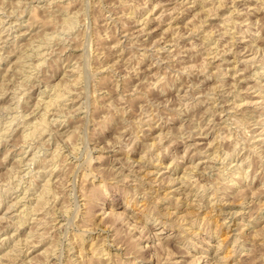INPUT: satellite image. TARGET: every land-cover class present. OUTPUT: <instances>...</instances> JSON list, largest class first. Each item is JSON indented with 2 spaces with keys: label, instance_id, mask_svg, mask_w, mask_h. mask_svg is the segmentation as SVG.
I'll return each mask as SVG.
<instances>
[{
  "label": "rangeland",
  "instance_id": "rangeland-1",
  "mask_svg": "<svg viewBox=\"0 0 264 264\" xmlns=\"http://www.w3.org/2000/svg\"><path fill=\"white\" fill-rule=\"evenodd\" d=\"M1 263L264 264V0H0Z\"/></svg>",
  "mask_w": 264,
  "mask_h": 264
},
{
  "label": "bare ground",
  "instance_id": "bare-ground-1",
  "mask_svg": "<svg viewBox=\"0 0 264 264\" xmlns=\"http://www.w3.org/2000/svg\"><path fill=\"white\" fill-rule=\"evenodd\" d=\"M34 10V9H33ZM57 90V89H56ZM60 97V96H59ZM56 99H60V98H56ZM62 99V98H61ZM60 99V100H61ZM256 101V100H255ZM50 102V101H49ZM57 102V101H56ZM56 104V103H55ZM253 104V103H252ZM50 105H52V103L51 104H49V107H50ZM48 106V105H47ZM70 113V112H69ZM41 121H42V119H41ZM39 127V126H38ZM41 128H42V126H41ZM37 131V130H36ZM34 134V133H33ZM26 138V137H25ZM55 153V152H54ZM175 179V178H174ZM171 183V182H170ZM46 190V189H45ZM48 193V192H47ZM40 194V193H39ZM45 194V193H44ZM40 197H42V196H40ZM41 199V198H40ZM43 199V198H42ZM40 203V202H39ZM12 205V204H11ZM15 205V204H14ZM17 206V205H16ZM13 208H15V207H13ZM10 209H12V208H10ZM29 209V208H28ZM6 210H7V208H6ZM37 210V209H36ZM124 215V214H123ZM122 215V216H123ZM121 216V215H120ZM125 218V217H124ZM23 220H24V218H23ZM19 221V220H18ZM20 223V222H19ZM135 223V222H134ZM135 226V225H134ZM136 226H137V224H136ZM136 230V229H135ZM31 232V231H30ZM15 233V232H14ZM28 234H30V233H28ZM195 234V233H194ZM158 243V242H157ZM220 244H218V246H219ZM162 246H164V244H162ZM15 247V246H14ZM13 247V248H14ZM220 247V246H219ZM16 249V248H15ZM164 249V248H163ZM12 250V249H11ZM11 250H9V251H11ZM97 250V249H96ZM99 251V250H98ZM101 251V250H100ZM8 252V251H7ZM104 251H102V253H103ZM99 253V252H98ZM8 254V253H7ZM11 254H13V253H11ZM95 255V254H94ZM99 255H100V253H99ZM10 256V255H9ZM96 256V255H95ZM94 257V256H93ZM2 258H4L5 259V256L4 257H2ZM7 258V257H6ZM12 258V257H11ZM9 259V258H8ZM8 259H7V261H8ZM200 259V258H199ZM223 259V258H222ZM89 260V259H88ZM87 260V261H88ZM221 262V261H220ZM223 262V261H222ZM2 264V263H1Z\"/></svg>",
  "mask_w": 264,
  "mask_h": 264
}]
</instances>
